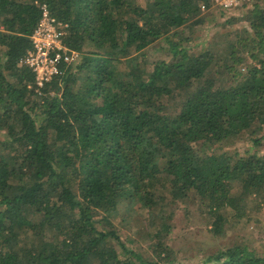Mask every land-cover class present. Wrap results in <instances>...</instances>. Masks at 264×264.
I'll return each mask as SVG.
<instances>
[{
	"label": "trees",
	"instance_id": "1",
	"mask_svg": "<svg viewBox=\"0 0 264 264\" xmlns=\"http://www.w3.org/2000/svg\"><path fill=\"white\" fill-rule=\"evenodd\" d=\"M42 4L79 55L37 89ZM250 200L264 0H0V264H264L221 222H251Z\"/></svg>",
	"mask_w": 264,
	"mask_h": 264
},
{
	"label": "built area",
	"instance_id": "2",
	"mask_svg": "<svg viewBox=\"0 0 264 264\" xmlns=\"http://www.w3.org/2000/svg\"><path fill=\"white\" fill-rule=\"evenodd\" d=\"M246 1L249 0H212L214 5L224 8H232ZM41 8L42 16L31 35L32 48L24 59L35 73L37 89L60 74L63 63L69 64L79 55L77 50L71 49L64 42L68 24L55 18L47 4H42Z\"/></svg>",
	"mask_w": 264,
	"mask_h": 264
},
{
	"label": "rangeland",
	"instance_id": "3",
	"mask_svg": "<svg viewBox=\"0 0 264 264\" xmlns=\"http://www.w3.org/2000/svg\"><path fill=\"white\" fill-rule=\"evenodd\" d=\"M214 23V22H213ZM213 23H209L207 22L205 25V28L204 30L205 31H208L209 34H211L214 30H216V26L215 27H212L213 26ZM240 24H236L235 27H231V30H234L236 27L238 28ZM204 34V32L201 30V31H197L195 33V35H199L198 37H201L202 35ZM249 148H250V144L246 141H240L237 143V146H236V149L239 150L240 153L242 154H246L247 151H249ZM235 149V148H234ZM254 151V150H252ZM263 152V151H261ZM252 200L249 201L250 203V212L252 214V219H251V222H248L244 225V223H241L242 226H232V221H231V216L230 215H225L224 218L221 219V222L224 226L223 229H231L230 230V233L231 234H234L237 229H241L240 233L242 232V234L244 235L245 239L247 242H249L252 246L254 247H257L259 249H262L263 246H264V209L259 213L257 211H254L253 210V205L252 204ZM254 217H258L260 219L259 223L256 222V220H254ZM176 220L179 221V220H182L183 218V213L182 211H177V214H176ZM219 222V223H221ZM204 234H206L208 236L209 234V231L206 230L204 232ZM221 241H227L228 239L224 238H220ZM180 241V240H179ZM178 245H180V242L177 243ZM195 246H197L195 244ZM198 260V259H197Z\"/></svg>",
	"mask_w": 264,
	"mask_h": 264
}]
</instances>
